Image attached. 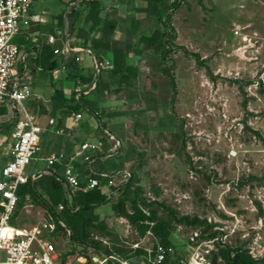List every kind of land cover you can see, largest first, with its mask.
<instances>
[{
  "label": "rangeland",
  "instance_id": "374dc122",
  "mask_svg": "<svg viewBox=\"0 0 264 264\" xmlns=\"http://www.w3.org/2000/svg\"><path fill=\"white\" fill-rule=\"evenodd\" d=\"M185 1L165 15L160 4L147 2L146 7L136 9L130 7L134 0H127L117 15L123 19L131 11L133 17L117 21L105 19L109 9H100V20L116 31L111 40L114 47L125 50L126 64L136 68V74L122 79L113 73L114 66L106 64L108 57L102 58V86L81 99L93 101L99 127L118 142L107 159L113 167L105 170L118 178L107 203L93 210L103 225L94 224L91 238L100 242L101 252L113 250L134 261L143 255L139 251L146 252L160 242L151 230L153 223L144 228L116 212L119 199H135L146 212L154 211L158 219L169 221V241L183 257H189L192 245L209 242L211 258L221 247L241 248L254 260H263L264 0ZM83 2L68 10L74 11L77 20L72 28L64 22L68 3L35 0L32 9L48 17L43 36L59 31L63 40L66 36L73 39V46L92 48L98 31L90 29L91 22L82 17L87 13ZM52 16L56 26L49 24ZM162 20L175 30L173 49L165 60L162 54L171 45L160 40L152 48L145 41L155 30L168 31ZM16 39L19 43L20 36ZM84 55L85 59L79 53L70 55L67 64L56 69L33 68V94L28 101L34 98L36 104H43L47 111L39 113L43 121L72 106L78 92L90 90L81 76L88 74L92 59ZM168 64L176 83L174 99L163 71ZM0 124L4 130L10 127L6 118ZM91 139L99 142L96 137ZM102 142L109 145L107 137ZM4 152L0 139V176L8 162ZM97 152L92 158L100 155ZM40 154L27 165L28 176L42 169L36 159ZM129 176L133 181L127 187L124 183ZM46 181L37 182L40 197L27 196L11 225L30 228L48 221L57 227L62 212L55 208L62 203L50 198ZM129 201L126 210L132 214ZM60 218L69 228L64 229L68 234L59 231L51 238L60 258L67 255V264H85L90 258L88 249L69 239L74 224L64 215ZM181 218L188 222H179ZM193 220L206 224H192ZM204 232L217 233L212 239H202ZM195 233L196 244L191 241ZM216 264L224 262L218 257Z\"/></svg>",
  "mask_w": 264,
  "mask_h": 264
},
{
  "label": "built area",
  "instance_id": "2783aa9c",
  "mask_svg": "<svg viewBox=\"0 0 264 264\" xmlns=\"http://www.w3.org/2000/svg\"><path fill=\"white\" fill-rule=\"evenodd\" d=\"M35 0H0V109L4 108L5 113L0 115L6 118L11 124L8 133V140L5 143V150L10 156L0 176V264H61L60 254L56 244L51 241L56 231L53 222H44L30 228H21L10 224L19 204V188L29 180L34 181L43 174L55 175L58 180H63L65 185L66 198L71 202L77 191H88L95 188H113L117 175L107 172H99L101 177L107 178L105 183L95 177H84L82 172L72 162L81 158L84 162L91 163L90 152L99 150L101 142L97 144L83 143L71 156L70 162L65 165L63 173L59 175L55 170L56 165L62 164L64 155L52 153L46 158V168L38 170L31 176L26 174V167L30 164L35 154L40 151V141L45 129L37 122L35 116L30 112L27 101L33 94V87L28 73L26 53H23L17 42L25 28L33 23L39 22L38 15L32 13V5ZM238 31V30H237ZM236 31V32H237ZM56 38H48V43L54 45ZM74 49L70 46L68 39L63 42V49L55 48L54 54H61L68 59ZM93 66L97 74L100 73L101 64L93 56ZM111 65L110 61H106ZM96 88V82H92L90 90ZM75 96L79 101L81 94ZM98 116L97 112L93 113ZM76 119L82 118V113L75 115ZM56 122L52 118L49 125ZM57 134L65 133L63 126L55 131ZM108 134V132L106 131ZM113 153L117 150L118 142L113 136ZM113 155V154H111ZM111 155H105L109 158ZM105 193V192H104ZM110 195V194H107ZM64 209V204H59L55 211ZM143 210V209H142ZM145 214H149L143 210ZM59 223L65 227L64 223ZM66 228V227H65ZM197 233L191 237V241L197 243ZM202 245H205L202 248ZM90 253L87 264H213L211 258L212 246L208 242L196 244L190 247L189 257H183L176 252L173 245L165 246L156 241L153 247L147 250L140 258H121L118 255H107L89 247ZM63 264H67L64 262Z\"/></svg>",
  "mask_w": 264,
  "mask_h": 264
},
{
  "label": "trees",
  "instance_id": "16d2710c",
  "mask_svg": "<svg viewBox=\"0 0 264 264\" xmlns=\"http://www.w3.org/2000/svg\"><path fill=\"white\" fill-rule=\"evenodd\" d=\"M148 3L152 6V4L159 5L161 7V11L163 14H167L169 11H176L182 4H185V0H173L171 4H167L164 2V0H147ZM87 13L85 15V21L91 22L90 29L97 30V31H103V32H113L112 27H108L105 25V22H102L99 18V12L101 9L99 1L96 0H90L85 1ZM201 3V2H200ZM161 19V18H159ZM162 25L164 27L168 28L167 32H162L160 30H155L149 37L145 39V41L148 43V45L152 48H155L160 40H163L166 45H171L168 50H165L162 54L163 60H165L167 54L171 53V50L173 49V43L172 40L175 37V30L174 28L169 25L165 20H162ZM112 24H109L111 26ZM94 49L98 50L99 48H107L109 49V44H105L100 41L94 42ZM46 51V52H45ZM43 54H38L35 58V61L37 64L42 65L43 69H56L58 68L63 60H57L56 58H53L54 56V49H46ZM50 51V53H49ZM189 55V54H188ZM99 57L98 55H96ZM125 50L123 49H114L113 50V60L111 62V66H114L113 73L114 74H121V78L124 79L125 77H130L131 75L136 74V68L133 66H129L126 64L125 60ZM199 62V60H198ZM171 65H167L163 71L168 77L169 84L173 93V99L175 98V94L177 92L176 89V83L174 76L171 73ZM127 72V73H126ZM126 73V74H125ZM81 78L83 81L88 82L90 85L92 82H96V90L99 89L102 86L101 82V76H98L97 78L94 77V75H82ZM86 94L82 93L80 100L75 103V106L71 109L73 111L83 110L87 113L92 112V103H88L87 105H84L81 101L83 97H85ZM32 105V104H31ZM33 106H36L35 103H33ZM70 110V111H71ZM66 112L65 115L70 114L71 112ZM5 113V109H0V115ZM8 124V123H7ZM9 126L11 124L9 123ZM10 128V127H9ZM4 127L3 124H0V136L4 133ZM57 167V165H56ZM55 167V168H56ZM89 177H95L101 180L102 183H105L107 181V178L101 177L99 174L96 173H90ZM47 179L46 185L52 190L49 191L50 198H52L53 201L56 203H62L64 204V209L61 211L62 214L66 218H68L71 223L74 224L73 229L70 231L69 239L72 242L79 243L80 245L84 246V249H88L89 247H93L96 251H100L99 249V243L98 240H94L91 238V232L92 228H94L95 223H100V225H103L99 221V217L93 213V210H95L98 206H101L110 199V196H108L106 193L103 192L101 188H95L93 190L88 191H77L75 195L72 197L71 202H69L66 198V192H65V183L64 181L58 180L55 175H47L43 174L34 181L29 180L26 184L20 186L19 188V204L17 207V210L14 214V219L17 215V212L19 208L22 206L23 201L25 198L32 197V198H39L40 194L37 189V182ZM133 179L131 176L126 180L124 183L127 187L132 183ZM43 184V182L41 183ZM129 200L127 199H119L118 202L115 205V210L118 213V215L128 218L131 221H139L141 225H143L144 228L148 227L151 223L153 225L151 226V230L153 233L160 238V243H162L165 246H171V242L169 241V235H170V223L169 221L160 220L155 216L154 211H151L149 214H145L138 206V203L135 199H131L129 202L133 208V213L129 214L126 210V203ZM144 203V202H143ZM148 206H151L153 204H147ZM53 206H49V208L52 209ZM54 213V210H52ZM58 215V224L56 228V232H62L64 234H68L65 230H69V228L66 226V224L61 220L60 216ZM59 221L63 222L66 226L63 227ZM179 222H188L186 218H181ZM199 223L200 225H205L206 222H199L198 220H193L192 224ZM54 233V235H55ZM217 232L206 234L205 232L202 234V239H212ZM104 253L107 255H118L121 258H130V256H121L120 252L117 254L113 250L105 249ZM139 253H145L143 251H139ZM66 256H63L61 258V264L65 262ZM220 257L224 264H262L264 262L263 260H254L252 256L249 254L247 250L237 248V249H228V248H221L219 247L217 253L212 254V261L213 264L217 263V259ZM89 260V258H88ZM89 264V262L87 263ZM108 264H114L113 262H108Z\"/></svg>",
  "mask_w": 264,
  "mask_h": 264
},
{
  "label": "crops",
  "instance_id": "0c3cea01",
  "mask_svg": "<svg viewBox=\"0 0 264 264\" xmlns=\"http://www.w3.org/2000/svg\"><path fill=\"white\" fill-rule=\"evenodd\" d=\"M65 3H68V7L66 10V14L64 15V22L65 24H70L73 27L74 24L76 23V16L74 14L73 10L68 11L70 8L74 7V8H78L80 2H82L83 0H62ZM99 1L100 6L102 8V6L106 9H109V15H107V17L105 19L107 20H127V18L131 19V17H133V14L131 11H127V13H131V14H127V15H123L124 18H120L118 17L117 14H122L120 9L121 7H125L127 4V0H96ZM131 1V0H130ZM165 3H167L166 0H164ZM131 3V2H130ZM134 4V5H133ZM144 5V6H143ZM146 7L147 6V0H134V2L130 5V7H135L136 9H138L139 7ZM117 8V9H116ZM76 11V10H75ZM125 12V11H124ZM160 12H162L160 10ZM32 13L36 14L39 16L40 21L33 23L29 28H25L22 32V34L20 35V39H19V46L20 49L23 53H26L27 57H26V63L28 65V70H29V74L33 71V68L35 70L38 71H42L43 67L40 64H37L35 61V58L38 54H41L42 49H55V48H59V49H63V42L65 43V41L68 39L66 36V39H62L61 36V32L59 33V31H56L57 35L54 34H50V35H46L43 36V32L46 31L48 29L47 26V22H48V17H46L45 14L42 12L41 14L36 12L34 9H32ZM70 14V15H69ZM85 20V17L82 16ZM137 19L141 18V16H136ZM49 20H51V22L49 24H52V26H56L57 25V21H56V17L53 18V16L51 18H49ZM65 33L67 34V30H65ZM98 40H94L92 42V48H84L82 46L79 45H75L73 46V39H68V42L70 44V46L74 49V52L70 53V55H74V54H78L83 57V59H85L86 55H84V53L87 54V57L89 56V58H91L92 60V64L88 65L90 67V70L88 72L87 75H94V77H98L101 75V71H102V67L100 70V73L97 74L95 72V68L93 66V56L100 62L102 58L108 57L107 59L112 61L113 60V50L114 49H123L120 46L118 47H114L113 42L111 41L112 38H114L116 36V31L114 32H103V31H98ZM53 36L54 38H56V42L54 43V45H51L48 43V38ZM95 41H100L103 42L105 44H109L110 48H99L98 50L94 49V42ZM108 53L109 56H106ZM33 54V57L31 56ZM69 55V56H70ZM96 55H98L99 57H97ZM63 58V62H66L67 60H65V57L61 54H54L53 58ZM90 61V60H89ZM67 64V62H66ZM63 65V64H61ZM87 65V64H86ZM105 69V68H103ZM34 73H32L33 75ZM33 86V85H32ZM91 90L88 91V93L86 94L85 97L91 95L92 93H90ZM35 97V96H34ZM75 101L77 102L76 98ZM82 103L84 105L88 106V103H92V112L91 113H87L83 110H78V111H73L71 110L74 106L75 103L73 102L72 106H68L64 109H60V112L56 111L55 113L49 114V116L47 117V119L45 121H43L41 119V116L39 115V113H44L47 114L46 109L43 107V104H36L33 100L28 101V109L30 110V112L35 116L37 122L45 129V133L42 135L41 141H40V151H42V154H40L36 159L40 160L42 162V169L46 168V158L52 154V153H61L63 154L65 157L63 159L62 164H58L57 167L55 168V170L57 171V173L59 175H61L63 173L64 167L66 164H68L70 162V157L73 156L74 152L76 150H78L80 148V145L83 143H93V144H97V142H93L91 138L96 137L98 138L99 142H101V146L99 148L100 151V155L99 156H95L94 158H92V162L91 163H86L84 162L81 158L75 159L72 163L77 166L79 168V170L82 172V175L84 177L89 176L90 173H99V172H106V168L107 167H113L109 160L107 161L108 158H104L105 155H111V152L113 150V140H111V138L109 137L110 134L107 130L102 129V127H99L98 122L95 120L96 117H94L93 113L96 112V108L95 105L93 103L92 100L88 99V100H81ZM33 103L36 104V106H33ZM32 104V105H31ZM71 110V111H70ZM70 111L71 113L68 115H65L66 112ZM37 112V113H36ZM75 112V113H73ZM81 112L82 113V118L81 119H76L75 115ZM73 113V114H72ZM54 119L56 124L53 126L49 125V120L50 119ZM63 126L65 128V133L63 134H57L55 131L57 128ZM11 127L7 130L4 131L3 134H1L0 139H1V143H2V148L3 151H5V155L8 157V161L10 159V156L7 155V151L5 150V143L8 140V133L10 131ZM106 131L108 132V134L106 133ZM107 137L109 140V145L105 146V144L102 142V140ZM80 140V141H78ZM97 151H95L96 153H98ZM95 152H90L88 153L89 155H92ZM112 156V155H111ZM110 158V157H109ZM95 160V161H94ZM110 190H112V188H104V192L106 194H110L112 193V191L110 192ZM108 195V196H110Z\"/></svg>",
  "mask_w": 264,
  "mask_h": 264
}]
</instances>
